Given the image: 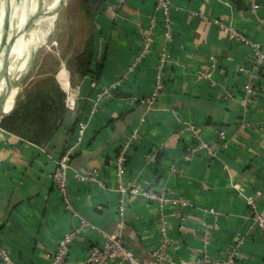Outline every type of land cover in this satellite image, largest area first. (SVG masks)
<instances>
[{
    "label": "crops",
    "instance_id": "0c3cea01",
    "mask_svg": "<svg viewBox=\"0 0 264 264\" xmlns=\"http://www.w3.org/2000/svg\"><path fill=\"white\" fill-rule=\"evenodd\" d=\"M171 1L177 8L172 13L171 57L154 104L142 99L155 87L161 30L155 50L135 68L132 64L142 45L139 27H147L156 0H126L121 5L120 0H109L94 21V72L72 84L68 67L61 78L62 67L58 71L68 91L69 111L51 143L41 147L0 127V249H7L15 262L49 264L64 232L82 220L107 232L120 226L125 244L141 260H150L149 252L164 241L156 204L129 195L124 222L118 213L115 159L134 133L123 181L140 188L166 186L191 202L185 211H167L169 236L175 239L172 258H194L205 250L219 260L238 245L237 264H264V232L253 225L247 205L248 197L264 202V71L246 106L239 98L225 99L227 92L241 97L252 56L248 44L229 38L228 28H238L264 49V0H257V12L251 11L250 0ZM209 71L215 85L202 77ZM116 80L120 87L95 108L97 92ZM16 92L17 87L5 112L11 111ZM80 121L86 124L85 135L68 169L66 190L61 191L54 182L57 159L75 138ZM189 123L198 128L203 145L186 161L184 152L197 144L182 130ZM221 128L229 133L223 148ZM208 147L218 150L217 157L209 156ZM171 164L182 171L168 174ZM89 169L97 170L101 183L76 177ZM182 213L189 217L184 231L178 229ZM103 241L95 229H84L71 247L70 264H85L91 247Z\"/></svg>",
    "mask_w": 264,
    "mask_h": 264
},
{
    "label": "built area",
    "instance_id": "2783aa9c",
    "mask_svg": "<svg viewBox=\"0 0 264 264\" xmlns=\"http://www.w3.org/2000/svg\"><path fill=\"white\" fill-rule=\"evenodd\" d=\"M125 1L126 0H120V5L124 4ZM250 1L251 11L257 12L260 4L257 0ZM176 9L177 8L173 6L171 0H156L155 9L153 14L150 15L147 27H139L142 35V45L135 56L132 68L141 64L155 50L157 45V32L161 30L163 35V41L158 49L155 87L150 96L142 99L143 103L149 105L156 102L165 85V72L171 57L170 44L174 38L172 13ZM216 23L220 24L218 21H216ZM220 26L225 27L224 24H220ZM228 35L230 39L246 43L252 49L251 63L249 66V78L244 85V91L241 94V97L235 96L232 92H227L225 95V99L230 101H235L239 98L242 105L246 106L256 93L257 81L261 78L262 72L264 71V49L260 43L253 42L234 26H230L228 28ZM215 62L216 60L213 61V67L215 66ZM241 69L245 68L243 67ZM212 74V71L204 72L202 73V77H204L209 84L215 85V80L213 79ZM120 85L121 82L116 80L109 86L99 90L93 99L95 108L102 104L106 99L111 98ZM245 125L246 123L244 122L241 124V127ZM85 129V122L80 121L78 123L75 138L68 142L64 151L57 159V165L54 172V182L56 187L61 191L66 190L68 169L71 166V161L77 146H79L84 138ZM182 130L188 131L197 142L195 146L189 147L183 155L184 160L191 161L196 155L198 147L203 145L201 142V134L198 131V128L192 123L187 124ZM134 137L135 134L132 133L127 142L118 152L115 159V167L118 178L117 189L120 194L118 213L122 222H124L126 220L129 195H139L147 202L155 203L157 207L156 223L159 233L164 239L163 244L159 248L149 252L150 260L146 262L141 260L138 255H136V253L125 244L120 226L117 227L115 232H107L106 230L90 224L86 220H82L80 225L70 228L64 232L63 236L59 240L56 250L50 255L51 260L49 264H70L71 247L77 241L82 231L86 228H93L98 231L103 236L104 241L102 244H95L91 247L85 264H237V260L239 258V250L237 248L238 245L232 247L224 255V257L219 260L210 256L205 250L202 254L194 258H172L170 248L175 244V239L169 236V229L172 223L167 211L169 209L185 211L191 207V202L185 194H173L166 186H159L157 189L152 187L140 188L136 185H127L123 181V176L126 172L127 148ZM218 137L220 141V148L225 147L229 141L228 130L226 128L218 130ZM208 154L211 158H215L217 157L218 150L208 147ZM181 171L182 167L177 164H171L167 168L168 174H178ZM76 177L82 182L101 183L96 169H89L84 173H76ZM64 202L66 207L72 210L71 204L66 197L64 198ZM247 205L250 209V218L253 225L264 232V202L259 204L254 197H248ZM208 211L214 216L217 215L214 209H210ZM188 219L189 217L185 215V213L180 215L178 223V229L180 231H184L188 223ZM0 260L2 264H19L12 259L9 251L5 248L0 249Z\"/></svg>",
    "mask_w": 264,
    "mask_h": 264
},
{
    "label": "trees",
    "instance_id": "16d2710c",
    "mask_svg": "<svg viewBox=\"0 0 264 264\" xmlns=\"http://www.w3.org/2000/svg\"><path fill=\"white\" fill-rule=\"evenodd\" d=\"M108 1L75 0L73 6L79 16L81 40L75 45L71 43L60 57L44 61L41 65L45 69L40 73L32 75L30 72L24 77L19 83L13 108L1 121L2 129L41 147L51 143L64 126L69 111L68 91L57 78L62 61L68 65L72 84L94 72V21ZM74 29L77 32L78 29ZM100 71L97 69V76ZM63 76L60 71V78Z\"/></svg>",
    "mask_w": 264,
    "mask_h": 264
},
{
    "label": "rangeland",
    "instance_id": "374dc122",
    "mask_svg": "<svg viewBox=\"0 0 264 264\" xmlns=\"http://www.w3.org/2000/svg\"><path fill=\"white\" fill-rule=\"evenodd\" d=\"M4 1L6 2V6H8V37L12 41L15 40L18 36L17 22L20 20H28L31 17H33L32 22L24 27L23 30L25 29L29 33L35 31L36 33V37L34 36L32 40L31 34H28L27 37L31 43H28V46L22 50L21 54L18 55L15 53L10 58V63L15 67L12 78L15 86L10 92V98L14 94L16 87L19 90V83H21L27 74L31 72L32 75H36V73L38 74L43 71L45 69L42 66L44 61L50 60L55 56L60 57L62 52L66 51L71 43L75 45L81 40L82 34L79 31L80 29H78L80 26L79 16L74 11L75 8L73 5L75 0ZM53 14H55V18H52ZM3 19L4 17H2V22L0 23L2 26L1 31H3ZM74 28L78 29L77 32H75ZM17 45V43L12 44L11 51ZM65 66L66 68L68 67L65 60H63L62 69L60 70L63 75L67 72ZM9 98L5 105H7Z\"/></svg>",
    "mask_w": 264,
    "mask_h": 264
},
{
    "label": "water",
    "instance_id": "95a60500",
    "mask_svg": "<svg viewBox=\"0 0 264 264\" xmlns=\"http://www.w3.org/2000/svg\"><path fill=\"white\" fill-rule=\"evenodd\" d=\"M33 20V17L26 20L24 27L28 26ZM2 22V10H1V0H0V23ZM7 23H8V12L6 6V13L3 19V31L0 39V53H2V77L5 80L4 89L0 91V125L3 117L7 114L5 112V103L9 98L10 92L12 87L15 85L13 84V75L10 72V52H11V38L7 35ZM18 93V89L16 95Z\"/></svg>",
    "mask_w": 264,
    "mask_h": 264
},
{
    "label": "bare ground",
    "instance_id": "6f19581e",
    "mask_svg": "<svg viewBox=\"0 0 264 264\" xmlns=\"http://www.w3.org/2000/svg\"><path fill=\"white\" fill-rule=\"evenodd\" d=\"M8 7V6H7ZM53 8V7H52ZM55 8V7H54ZM1 10H2V17L5 16V13H6V2L4 0H1ZM8 10V9H7ZM26 11V10H25ZM49 12V11H48ZM11 17V16H10ZM55 14L52 15V18H55ZM54 20V19H53ZM25 22L26 20H20L19 22H17L16 24V27H17V30H18V36L16 37L15 40L12 41L11 45L14 44V43H17V47L15 49H13L11 52H10V58L13 54L17 53L18 55L22 53V50H24V48L26 46H28V43L30 44L31 41H29L30 39H28L27 35L28 34H31V40L32 38L36 35L35 31L32 33H29L28 31H26L25 29L23 30L24 28V25H25ZM38 23V22H36ZM13 29V28H12ZM23 31H22V30ZM38 32V30H37ZM9 35V34H8ZM36 37V36H35ZM1 39V37H0ZM28 48V47H27ZM2 53H0V91L4 89V86H5V80L4 78L2 77ZM10 72L11 74L13 75V71L15 69L14 65H12L10 63ZM16 97V95H15ZM14 102H15V98H14ZM14 102H13V105H14ZM9 105H5V111L9 110ZM13 108V107H12ZM6 113H9V112H6Z\"/></svg>",
    "mask_w": 264,
    "mask_h": 264
}]
</instances>
